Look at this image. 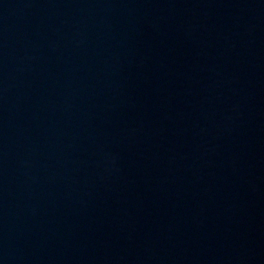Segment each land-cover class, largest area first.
<instances>
[{
  "label": "water",
  "instance_id": "95a60500",
  "mask_svg": "<svg viewBox=\"0 0 264 264\" xmlns=\"http://www.w3.org/2000/svg\"><path fill=\"white\" fill-rule=\"evenodd\" d=\"M0 264H264V0H0Z\"/></svg>",
  "mask_w": 264,
  "mask_h": 264
}]
</instances>
